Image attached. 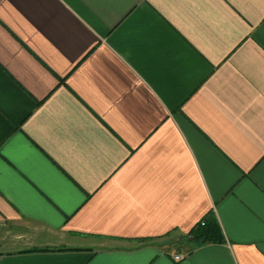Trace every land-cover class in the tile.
<instances>
[{
    "label": "crops",
    "instance_id": "crops-1",
    "mask_svg": "<svg viewBox=\"0 0 264 264\" xmlns=\"http://www.w3.org/2000/svg\"><path fill=\"white\" fill-rule=\"evenodd\" d=\"M0 264H264V0H0Z\"/></svg>",
    "mask_w": 264,
    "mask_h": 264
},
{
    "label": "trees",
    "instance_id": "trees-1",
    "mask_svg": "<svg viewBox=\"0 0 264 264\" xmlns=\"http://www.w3.org/2000/svg\"><path fill=\"white\" fill-rule=\"evenodd\" d=\"M185 239L191 242L193 247H199L206 243H221L223 241L220 228L212 215L202 218Z\"/></svg>",
    "mask_w": 264,
    "mask_h": 264
},
{
    "label": "built area",
    "instance_id": "built-area-1",
    "mask_svg": "<svg viewBox=\"0 0 264 264\" xmlns=\"http://www.w3.org/2000/svg\"><path fill=\"white\" fill-rule=\"evenodd\" d=\"M172 259H173L174 261H179V260H180V256H173Z\"/></svg>",
    "mask_w": 264,
    "mask_h": 264
}]
</instances>
